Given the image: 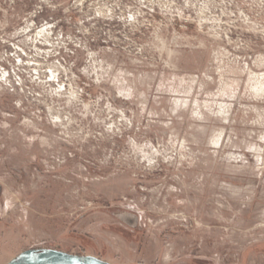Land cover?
Here are the masks:
<instances>
[{"label":"rangeland","instance_id":"374dc122","mask_svg":"<svg viewBox=\"0 0 264 264\" xmlns=\"http://www.w3.org/2000/svg\"><path fill=\"white\" fill-rule=\"evenodd\" d=\"M264 264V0H0V264Z\"/></svg>","mask_w":264,"mask_h":264},{"label":"water","instance_id":"95a60500","mask_svg":"<svg viewBox=\"0 0 264 264\" xmlns=\"http://www.w3.org/2000/svg\"><path fill=\"white\" fill-rule=\"evenodd\" d=\"M6 264H110L92 256H81L57 250H27Z\"/></svg>","mask_w":264,"mask_h":264}]
</instances>
